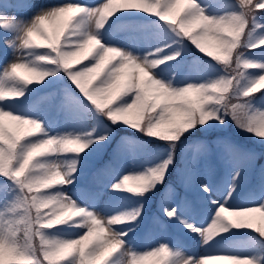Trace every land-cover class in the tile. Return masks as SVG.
<instances>
[{"label": "snow or ice", "instance_id": "snow-or-ice-1", "mask_svg": "<svg viewBox=\"0 0 264 264\" xmlns=\"http://www.w3.org/2000/svg\"><path fill=\"white\" fill-rule=\"evenodd\" d=\"M15 3L17 11L34 7L27 0H15ZM106 5H109V0H100L94 6L67 0V2L57 3L50 8H40L27 23L18 22V18L13 15L12 20L7 22V26L18 32L17 38L22 43V52L25 54L17 56L15 44H12L13 59L4 64L2 74H0V95L15 97L16 94L22 91L24 96V89H27L29 86L40 84L50 76L55 77L57 73H63L68 83L74 86L80 93L82 100L75 101V103L83 110L86 117H90L94 121L102 119L111 122V125L122 122L143 136L166 142V148L160 150L162 156L155 166L145 168L139 174H131L129 172L120 175L122 178L118 180L114 179L111 185L108 186L109 191L113 193L127 192L123 189L128 187L130 178H138L146 185L142 195L140 194V190L127 192L138 197H143L147 193L154 191L157 185H163L169 175L170 169L176 163L174 157L176 148L180 144L186 146L185 141L190 135L194 134V130L204 129L206 125L212 127L210 123L212 121H215L219 125H225L226 121L230 118L238 129L249 134H254L256 137H264V111H258L252 107L253 101L258 96L255 94L258 93L260 98L264 100V91H262L264 88H260L257 91L252 87L259 77L264 76V43H262L264 41V0H144V6L141 7L123 4L113 7L104 27L98 30V39L104 48L118 49L125 54L127 59H135L137 64H146L147 61L152 59H163L164 56L162 57L160 54L171 46L167 43L171 36H175L180 41L186 40L201 54L211 57L200 50L201 48H205L211 51L207 46L209 40H211L213 46L221 42L225 33L230 31L233 26L242 28L237 46L233 49L230 60L226 63H221L218 60L212 59L222 65V67H218L217 63L205 64V68L212 72H216L219 69V74L214 78L206 79L202 83L189 82L183 85H175L171 79L164 83L160 79L154 78L151 74L153 79L159 83L148 84L146 83L148 76L145 74L143 68H139L135 76V91L130 90L128 86L133 70L130 68L129 63L120 62V57L116 52H104L103 49H100L99 52L102 55L94 53L93 57L88 59V63H84L80 67H74V64L80 63L79 59L64 61L59 57L60 52L68 50V46H65L63 39L60 38L59 28L56 31L59 45L55 50L47 46V42L44 39L45 36L51 39L53 35V33L49 34L47 32L44 25L53 21H59L62 9L82 7L86 10L82 13L83 16L94 18L99 14L100 9ZM180 5H183V8H180ZM121 9H135L155 17L163 33L164 47H157L154 51L137 58L114 45L105 43L102 35H100L105 30V26L113 18H116L118 13L135 12L121 11ZM0 12H3L2 4H0ZM177 17H179L178 20ZM210 25L211 27H209ZM79 26L87 29V22L84 21ZM197 28H199V31H196ZM84 34L91 35L93 33L85 30ZM37 49H46L43 51V54L36 56L43 58L39 63L51 67L46 69V74L42 76L39 83L34 82L24 88H17L15 85L21 83V81L17 79L19 72L15 71L16 66L23 64L29 68L33 67L35 61L33 59L29 60L28 57L33 56L37 52ZM168 56H175V58L166 60L165 63L176 60L180 56V53H169ZM97 60H99L98 64L96 63ZM48 61L52 62L48 63ZM93 64H96L95 68L91 67ZM228 64L236 65V70L240 73V77L247 81L248 87L241 89L239 94H232L231 86L228 84L233 75L227 67ZM213 65L216 67L214 68ZM89 69L91 70L89 71ZM155 69L157 68H152L150 70L151 73ZM7 82H11V84ZM189 84L203 85L206 92H212L213 95L206 99H198L194 93L184 90ZM248 88H252V90L249 92ZM18 99L20 98L12 100ZM3 101L7 100H0V102ZM73 101L74 98L71 96L66 98V103H72ZM148 102H152L151 107L147 106ZM210 103H215L218 107L213 110L210 108ZM130 104L131 107H128ZM8 107L9 105L7 104L0 107V112L9 114L3 118L4 121H9V116L32 120L40 125L41 131L38 135L23 136L6 132L4 123L0 126V136H2V140H0V177L10 181L15 185L16 189L11 202L8 203V197L12 190L8 189L6 185L0 186V188L4 189L0 191V201L5 202L6 210L13 214L6 216L5 212H0V246L3 247L4 255L14 257V264H19L21 260H28L30 264H37V259L32 253L20 249L15 244L14 224L17 221V214L24 210L26 201L29 198H35L37 195L50 194L53 190H59L58 187L44 186L37 193L36 182L32 180V173L40 165H45L38 163L40 158L57 153L32 152L33 146L44 140L76 141L85 146L84 150L79 151L77 148L70 153H75L74 156L79 157L93 145L103 144L108 140V135L105 132H100L93 137V134L89 132L86 133V141L82 140L79 136L73 137L70 135L49 137L47 133L43 132L42 121L26 114H19L16 110H6ZM130 114H134L135 119H129ZM146 121L150 123H146ZM157 128L161 130L173 129L174 131L161 137L160 133L156 130ZM38 136L41 138H37ZM10 137L13 138L12 142L9 140ZM193 142L199 144L200 140ZM77 152H79V155H76ZM203 154L205 156L208 155L206 149H204ZM255 158L254 153L243 151L230 141L224 142L219 160L225 169L230 168L232 172L230 183L225 193H221L219 190L214 193L213 187L210 184L200 181L195 168L188 173L181 164L180 167L176 168L179 182L181 184L187 183L192 186H198L200 193L208 204L214 206V210L209 209L210 222L203 228L197 227L194 222H190L185 217L184 212L191 206L188 201H180L174 205L163 204L161 211L164 217L169 221H175L188 232L199 235L202 245H211L215 237L228 232L230 229H245L234 225L232 219L229 217H232L231 213L238 210L257 209L259 212H264V191H262L258 200L254 197L249 206L234 209L229 207L228 204L239 183L243 166L254 162ZM26 159L27 163H25ZM46 166L53 169L56 167L55 164ZM73 168L74 172L71 176V184H74L78 178L76 159H73ZM110 168L111 165H107L105 170H101L99 174L93 177V181L99 183V177L105 175ZM68 186L61 185L63 188H67ZM260 186L264 190V172L260 176ZM217 194L223 196V202L214 198ZM94 195L99 197L102 195V191L96 192ZM64 197L66 200L73 201L67 194H64ZM75 207L84 209L85 222L74 223L73 225L83 231L76 238L64 241H78V246L67 252H62L60 251V245L63 241L54 242L52 249L40 253V259L44 261V264H89V261H94V264H103L105 260L108 264L114 254H110L108 249L103 247L104 241L96 240L90 234V229H92L90 221L95 218L101 222L103 227L108 228L109 231L118 233L119 235L114 237V239L123 241L124 246L126 242L125 237L128 233L135 231V228L140 226L139 219L142 216L143 210V206L141 205L131 211L130 215L135 218L124 225H130L125 231L122 226L109 227L107 224L108 217L101 215L99 212H93L78 206L76 202ZM79 220L80 217H77V221ZM42 223L43 221L38 218L36 224V228L39 229L38 235L54 229L51 227H41ZM154 223L161 228L164 227L163 223L158 219ZM222 224L227 225V230L218 232L217 229L221 228ZM58 226L60 225H57L55 228ZM247 228L255 229L254 224L250 220H247ZM256 234L260 237L259 233ZM109 239L113 238L110 237ZM261 240H264V238H261ZM162 247L166 253L163 257V264H243L244 261L258 264L255 256H237L220 252H209L203 256H184L179 250L172 251L165 243H158L155 248L147 249L143 254L158 251ZM143 254H134L131 257H139Z\"/></svg>", "mask_w": 264, "mask_h": 264}, {"label": "rangeland", "instance_id": "rangeland-1", "mask_svg": "<svg viewBox=\"0 0 264 264\" xmlns=\"http://www.w3.org/2000/svg\"><path fill=\"white\" fill-rule=\"evenodd\" d=\"M6 2L12 5L11 9L7 10L6 13L9 14V16L15 15L18 18V22L29 21L35 14V12L40 9V4H35L31 0H28L27 2L34 7L26 8L21 11L16 10L17 5L15 3V0H6ZM182 7L183 5H180V8ZM42 8L50 7L43 6ZM24 11L25 13L19 17L18 14ZM121 11H135L121 13L123 16L127 17L126 19L128 21L132 22V26L134 27L135 31L134 35L136 38L135 40H132V43L136 48L134 47L126 50V53H131L133 56L139 58L143 57L148 52L154 51L157 47H164L165 41L163 39V33L161 32V29L156 22L155 17H152L147 13L139 12L135 9H121ZM7 18L8 17L6 16L0 18V23L4 22V20ZM59 24L60 21H53L51 23H46L44 25V28L48 32H50L49 34H52L58 30ZM196 31H199V28H197ZM17 36L18 32L12 29H10L9 32L0 30V74H2L4 64L13 59V50L12 48L5 46L4 41L15 40ZM167 43L171 46L166 48L165 51L160 55L163 57L168 55L169 53L179 52L180 56L177 57L176 60L167 61L165 64H162L157 69H155L151 73L154 78H158L161 80V82L164 83L171 79L173 84L183 85L189 82L202 83L206 79L214 78L219 74V69H217L215 75L212 76V71L205 68V64L210 63L202 62V60L198 56L191 57L187 61H185L184 55L187 49L185 45L177 40L175 36H171ZM207 46L210 50H212L211 40L207 42ZM45 50L46 49H37V52H35L33 56L28 57V59L31 60L34 56L43 54V51ZM145 51H147V53H144ZM24 54L25 53L23 52L16 53L17 56ZM84 63H88V60L76 63L75 67H80ZM218 65L222 67V65ZM45 67L49 68L51 66ZM18 74L19 76L23 75L22 72H19ZM48 79L50 83L53 82L51 93H47L45 96H42V101L36 103L33 117L43 122V132L47 133L49 137L70 135L73 137L79 136L82 140L86 141V133L89 132H91L93 134V137H95L100 132H105V134L109 136L120 131L119 128L111 125L108 122H105L104 120L100 119L94 121L90 117H86L83 110L75 103V101L82 100L80 93L74 88V86L62 80V73H57L55 77L50 76L48 77ZM255 95L258 96L257 99L253 101L252 106H254L258 111H264V100L260 98L258 93ZM69 96L74 98V101L72 103H66V98ZM5 104L9 105L6 110H16L18 112V110L15 108L16 102L10 103V101H3L0 104V107H3ZM18 113L21 114L20 112ZM129 119H135L134 114H130ZM216 125L222 126L217 123ZM4 126L6 132H8L9 134L16 133V130L10 121H4ZM231 129L238 136L254 135L238 129L235 126L234 122H232L231 124ZM211 132L212 135L201 139V144L193 147L190 152L188 151L191 144H193V140H189L186 146L184 144H180L175 150L177 152V160L174 166L180 167L182 164V166L188 173H190L191 170L195 168L197 170L200 181L210 184L213 187L214 193H216L217 190H219L221 193H225L227 187L229 186L232 172L230 168L225 169L219 160V155L223 150V144L225 141H233L232 143L239 147L241 150H243L242 148L244 147L241 144L235 142L228 135H224L223 133H229L226 129L213 127ZM37 138L41 137L38 136ZM151 144L152 147L150 149L148 147L149 150H144L142 145L135 143L134 141H130V139L126 136H121L120 140L117 142L113 149L114 155L112 156V160L115 161L113 165V169H115V172L110 173L109 175H105V177L101 181H99V186L92 189V193L88 203L85 202L86 199L82 194V192L86 191L84 187H79L75 184H71L67 188H63L61 187V185L55 186L58 187L59 192L67 194V196L75 201L78 206L84 207L93 212H99L105 217H110L118 213H127L133 211L135 208L141 205L143 206L142 216L139 219L140 226L135 228V231L128 233V235L125 237L126 242L124 243V246L120 251L114 254L112 258H110L108 264H124V261L128 260L131 255L143 254L145 250L155 248L158 243L167 244L173 251V245L170 244L168 240H166V236H168L169 233L176 234L172 230V228L177 229L179 232L186 234L190 238H199V241H201L199 235L188 232L185 228H183L175 221L167 220V218L164 217L161 211V207L163 204L167 203L174 205L180 200V194H177L176 191L171 188L174 187L170 185L171 183H173L171 180H166L165 183L158 189L147 193L143 197H138L132 193L127 192L113 193L108 190V186L111 185L114 179L118 180L119 178H122L120 177V175L129 172H131V174H139L145 168L153 167L156 163H158L159 158H161L162 156L160 150L165 149L166 147L155 148L156 145L159 144L152 142ZM103 145L104 143L101 145H93L79 157L74 156L75 153L70 152L63 154L57 153L55 155L40 158L38 163L45 165H62L73 159H76L78 178L75 182H78L83 177V171L86 172L88 170V163L93 160L94 156L99 154L101 150L100 147H102ZM204 149H206L208 152L207 156L203 154ZM247 152L254 153L257 157L258 151L254 148H248ZM254 164L255 160L254 162L247 163L243 166V171L241 173L237 188L239 185L243 184L246 181L248 171ZM262 168L264 172V165ZM166 184H169L167 185L169 187L166 189L164 188L165 190L163 189L159 194L160 189ZM5 185L8 189L12 190L8 197V203H10L16 191L15 185L10 181H4V183L0 182V186ZM128 186L130 187L132 185L129 184ZM176 186L183 188L182 191H184L185 193L197 196L206 202V199L200 193L198 186H192L187 183L181 184L179 180L178 185ZM3 190V188H0V191ZM258 190L261 194L262 191H264L261 189V187H259ZM101 191L102 195H100L99 197H96L94 195V193ZM56 192V190H53L50 194H55ZM260 195L256 197L257 200L259 199ZM214 198L223 202L222 195L217 194L214 196ZM189 202L191 205V210H186L184 212L185 217L189 219L190 222H194L197 227H206L210 222L209 209L211 208L214 210V206L206 202V205L202 204L201 207L198 208L194 205L196 203H194L193 201ZM156 205L158 207V211L154 212ZM228 205H231L230 201ZM0 212H5L6 216L13 215L6 210V204L3 201H0ZM229 218L233 219V217ZM157 219L163 223V228L159 227L157 224L155 225L154 221ZM246 219L250 220L254 224V226H256L260 222V216L258 213L252 214L246 217ZM149 224L151 225L152 229L153 225H155L154 231L150 230L147 227ZM129 226L122 227L126 231L127 227ZM82 231V229L76 228L74 226H58L57 228L46 231L44 234L49 238L57 237L62 240H67L76 238L82 233ZM237 234V229H230L228 232H225V236L230 235L233 237H225V240L223 241L224 244H228L229 248H226L221 244H213L210 247L206 245L205 250L208 253L220 252L237 256H255L258 262L263 263L260 258V252L262 251L261 249H258L260 252L257 250L256 246L254 245L253 239L249 238L247 241L240 243L237 238H234ZM217 238L218 236L215 237L213 241L216 242ZM262 256H264V253ZM13 259L14 257L5 255L6 264H11V261H13ZM155 259L157 258H152L150 261L146 262V264H153Z\"/></svg>", "mask_w": 264, "mask_h": 264}, {"label": "clouds", "instance_id": "clouds-1", "mask_svg": "<svg viewBox=\"0 0 264 264\" xmlns=\"http://www.w3.org/2000/svg\"><path fill=\"white\" fill-rule=\"evenodd\" d=\"M6 2V0H5ZM123 5H132L136 7L144 6V0H109V5L102 7L99 11V14L94 18H90L87 16H83L86 10L82 7H69L66 9H62L60 12V38L63 39L64 45L68 46V50L62 51L59 53V57L64 61L79 59L81 62L84 60H88L93 57V54L96 53L98 55H102L99 52L100 49H103L104 52H116L120 57L121 63H129L130 68H132L131 79L129 81V89L135 91V76L137 74V69L143 68L145 74L148 76L146 83H159L155 81L151 75L152 68H158L160 65L164 64L166 60L174 59L175 56H164L163 59H152L147 61L146 64L140 63L137 64L135 59H127L125 54L120 52L118 49H109L104 48L101 45L100 40L98 39V30L102 29L107 22L109 16L111 15L112 8ZM0 15H4L8 17L4 20V22L0 23V30L4 32H9L10 28L7 26V22H10L13 16H9V14L0 12ZM80 17V21L78 24L74 26V21L76 18ZM86 21L87 22V32L93 33L91 35H85V30H82L79 25ZM24 23H27L24 22ZM211 27V25L209 26ZM242 28L233 26L230 31L226 32L221 42L212 46V50L208 51L205 48H201V51H204L207 55H210L212 59L218 60L221 63H226L231 59V55L233 53V49L237 46V41L239 39L240 32ZM57 33L54 32L51 39L45 36L44 39L47 42V46L55 48L59 45V40L56 38ZM5 46L11 48L12 44H15V48L17 52H22L23 47L20 40L16 37L15 40H5ZM264 43V41H262ZM74 46V47H73ZM91 49V51H89ZM178 54V53H177ZM130 55V54H129ZM42 57L34 56L33 67L29 68L23 64L17 65L15 71L22 72L23 75L20 76L21 88L26 87L31 83H39L42 79V76L46 74V64L39 63L42 60ZM52 61H48L51 63ZM59 63V61H57ZM99 63V60L96 61ZM92 68L96 67V64L91 66ZM227 67L232 72V78L228 81V84L231 86L232 94H239L241 89L248 87L247 81L243 80L240 77V73L236 70V65L228 64ZM91 69H89L90 71ZM235 81V83H233ZM257 91L260 88H264V76L259 77L256 80L255 84L252 86ZM186 91H190L195 94L198 99H206L213 95L212 92H206L203 85H187ZM252 88H248L250 92ZM139 95V93H137ZM23 96V92H19L16 96H4L0 95V100L11 101L14 98H21ZM143 99V97H141ZM148 107L152 106V102H148ZM131 107V104L128 105ZM218 107L215 103H210L211 109H216ZM8 113L0 112V126L4 123V117L8 116ZM9 121L13 124L16 134L23 136L37 135L41 131L40 125L35 121L22 119L17 116H9ZM146 123H150L146 121ZM160 136L162 137L164 134H171L173 129H156ZM13 138H9L10 142H12ZM0 140H2V136H0ZM84 145L80 142L76 141H54V140H44L39 144L34 145L32 152L45 153V152H56L59 154L72 152L74 149H79V151L84 150ZM31 155V153H30ZM79 155V152L76 153ZM27 163V159L25 161ZM74 172L73 168V160L67 162L66 164L56 165L53 169L46 165H40L36 171L32 173V180L36 182V190L39 193L44 186L47 187H55L56 185H70L71 184V176ZM129 184L132 186H128L123 189L127 192H136L140 190V194H143V190L146 188V185L143 181H140L138 178H130ZM259 213L260 222L255 226V233H259L261 238H264V212H259L257 209H247V210H238L236 212L231 213L233 219L232 223L239 228H247V219L246 217ZM131 211L127 213H118L112 215L107 218V224L109 227L111 226H124L131 219H134V216H131ZM77 217H80V220L77 221ZM39 220L43 221L41 227H51L55 228L57 225L60 226H69L73 227L74 223H84L85 215L83 208H76L75 202L66 200L64 194L57 191L55 194H45V195H37L35 198H29L26 201V206L24 210L17 214V221L14 224L15 231V244L22 250H27L29 253H32L36 259L37 264H44V261L40 259V253L45 250H50L54 246V242L63 241L60 245V251L67 252L73 249L75 246H78V241H64L57 237H47L45 234L38 235L39 229L36 228V224ZM92 225V229H90V234L96 240L104 241L103 247L107 248L110 254H115L120 251L123 247V241L119 239H114V237L118 236V233H114L109 231L108 228L102 226L101 222L93 218L90 221ZM227 225H223L221 228H218L217 231H226ZM112 237L113 239H109ZM43 246V247H42ZM166 255L163 247L152 253L143 254L139 257H131L124 261V264H146V262L150 261L152 258H157L153 262V264H163V257ZM110 258V257H109ZM0 264H6L5 255L3 247L0 246ZM11 264H14V261H11ZM19 264H30L28 260H21ZM89 264H94V261H89ZM103 264H107L105 260ZM243 264H251L250 261H244Z\"/></svg>", "mask_w": 264, "mask_h": 264}, {"label": "trees", "instance_id": "trees-1", "mask_svg": "<svg viewBox=\"0 0 264 264\" xmlns=\"http://www.w3.org/2000/svg\"><path fill=\"white\" fill-rule=\"evenodd\" d=\"M231 124H232V121L229 118V120L226 121V124L222 125L220 127H224L226 129H228V131H230L232 134L236 135L231 129ZM209 129H210V127H208L206 125L204 127V129L194 130V134L190 135L189 137L190 138H192L193 136H194L193 138L201 137V136H203L202 134H207L210 131ZM236 137H237L238 141L241 143H244V144L250 143V144H253L255 146H258V147L264 149V141H260V140H264V137H256L255 135H252V136L251 135H243V136L236 135ZM152 139H155V138H152ZM162 143H166V142L163 141ZM246 229H248V228H245V230Z\"/></svg>", "mask_w": 264, "mask_h": 264}]
</instances>
